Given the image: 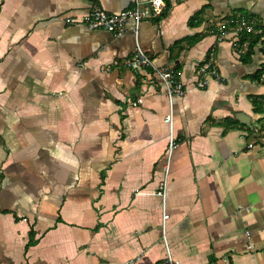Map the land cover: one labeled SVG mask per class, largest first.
<instances>
[{"label":"crops","instance_id":"crops-1","mask_svg":"<svg viewBox=\"0 0 264 264\" xmlns=\"http://www.w3.org/2000/svg\"><path fill=\"white\" fill-rule=\"evenodd\" d=\"M165 3L138 41L188 79L171 108L145 71L112 64L134 51L132 20L114 37L65 23L90 0H0V264H166L163 234L177 264H264V43L242 61L227 24L242 9L264 25V0Z\"/></svg>","mask_w":264,"mask_h":264},{"label":"built area","instance_id":"built-area-1","mask_svg":"<svg viewBox=\"0 0 264 264\" xmlns=\"http://www.w3.org/2000/svg\"><path fill=\"white\" fill-rule=\"evenodd\" d=\"M92 5L90 10L82 16L71 18H65V23L70 26L83 25L89 30H101L107 32L114 37H120L125 32V26L128 20L133 22V36H134V51L132 55L123 60L112 61V64L117 68H127L133 72L145 71L148 74L150 81L157 83L163 89V92L168 100L171 108V100L175 97H182L187 92V81L184 76L183 70L177 69L170 66H158L155 61L141 48L138 41V33L140 24L143 20L156 19L161 16L162 12L166 8L165 0H132L130 7L120 10L119 12H108L96 0H90ZM227 24L231 25L236 29L239 34L256 35L263 32L259 26V21L251 17H244L237 15L231 17ZM223 27V25H221ZM248 40V38L246 39ZM209 72L215 76V70L212 65L206 59L202 65H199L195 71L196 76L194 77L195 86L199 89H205L208 86V81L204 77V74ZM141 100L138 98L133 101V105L140 103ZM166 125L171 128L172 125V114L169 112L163 118ZM175 141L170 135L168 142V153H171ZM165 183H162L161 189L163 190ZM164 197V191H162ZM238 210L245 209L243 206L238 205ZM168 215L165 214L164 208L162 209V226ZM163 242L165 247V263L166 264H177V261L169 253L165 237L163 234ZM247 248L251 249L252 245L247 244Z\"/></svg>","mask_w":264,"mask_h":264},{"label":"trees","instance_id":"trees-1","mask_svg":"<svg viewBox=\"0 0 264 264\" xmlns=\"http://www.w3.org/2000/svg\"><path fill=\"white\" fill-rule=\"evenodd\" d=\"M168 8H169V5L166 3V8L162 12L161 16H159L156 19L159 20L162 17H164L167 13ZM202 11L203 10H199L192 17H190V19L188 20V23L192 26L198 25L201 22ZM239 11L242 12L241 14L242 16L251 17V15L246 13L245 10L240 9ZM259 26L263 30L261 34L249 35V36L246 34H241V39H240L241 41L248 38L247 49L245 53L240 57L242 61H247L251 57V55L254 53L255 47H257L258 44L262 45L264 43V25L262 24V22H259ZM197 38L198 37L196 36L195 39H192V42L197 40ZM258 49L264 57V48L259 47ZM251 78L264 85V58H263V62L261 63L260 67L251 75ZM262 100H264V96L262 97ZM262 100L252 99V105H253L254 112L264 113V105L262 104ZM30 236L32 237V233H30Z\"/></svg>","mask_w":264,"mask_h":264},{"label":"rangeland","instance_id":"rangeland-1","mask_svg":"<svg viewBox=\"0 0 264 264\" xmlns=\"http://www.w3.org/2000/svg\"><path fill=\"white\" fill-rule=\"evenodd\" d=\"M262 104L264 105V100H262Z\"/></svg>","mask_w":264,"mask_h":264}]
</instances>
